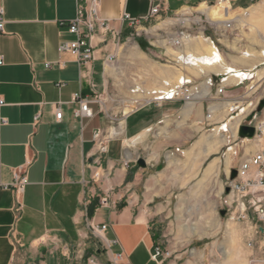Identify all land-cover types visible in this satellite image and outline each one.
Listing matches in <instances>:
<instances>
[{
	"label": "crops",
	"instance_id": "0c3cea01",
	"mask_svg": "<svg viewBox=\"0 0 264 264\" xmlns=\"http://www.w3.org/2000/svg\"><path fill=\"white\" fill-rule=\"evenodd\" d=\"M246 1L250 0H228L227 4L243 5ZM0 4L4 10L0 121L6 120L0 123V264H161L165 256H153L158 244L152 233L154 213L147 204L158 196L171 197L174 189L183 187L186 181L174 176L181 168L176 160L197 162L200 153L193 155L188 150L186 154L183 143L169 149L143 141L147 154L139 157L141 145H137L144 135L140 129L154 120L145 129L148 136L167 134L173 121L181 119L176 126L182 123L183 111L163 109L159 117L156 108L140 109L124 115L121 128L116 130L109 126L116 118L108 115L103 102L107 97L104 71L113 56L112 41L127 24L123 16L143 19L151 0H99L97 12L110 29L95 31L90 41L92 60L85 65L58 49L62 39L73 38L61 22L75 18L76 0H0ZM188 5L184 1L175 9L181 12ZM263 5L264 0H260L251 6ZM230 63L253 65L251 60L233 59ZM241 90L231 88L226 95L237 97ZM79 99L87 101L91 117L75 115ZM219 107L224 105L219 103ZM57 108L62 113L60 119L55 117ZM195 110L200 124L204 108L199 113ZM96 131L100 136L94 135ZM263 144L264 139L253 141L239 155L228 160L218 157L213 165L222 163L226 180L246 154ZM126 151L131 156L124 165ZM29 158L32 163L16 213L9 186L12 171ZM139 158L144 159V167L136 164ZM160 163L159 171L144 175L146 169H157ZM134 166L138 171L126 180ZM104 196L108 202L101 206L99 200ZM140 200H144L142 205ZM101 223L107 227L101 231L106 239L103 244L90 227ZM90 257L95 258L94 263L88 262Z\"/></svg>",
	"mask_w": 264,
	"mask_h": 264
},
{
	"label": "rangeland",
	"instance_id": "374dc122",
	"mask_svg": "<svg viewBox=\"0 0 264 264\" xmlns=\"http://www.w3.org/2000/svg\"><path fill=\"white\" fill-rule=\"evenodd\" d=\"M183 1H188L190 4L196 0H169L170 9L167 11L163 9L157 16L131 25L127 23L124 31L122 30L112 41L113 56L107 61L108 68L106 66L104 71L107 97L103 102L106 104L108 115L116 118L113 123L109 122V126L113 125L116 130H119L124 115L140 109L154 110L156 108L159 110L156 113L159 117H162L163 109H172V112L183 111L184 119L180 123L182 125L176 126L181 119L173 121L169 125L167 134L156 138L148 136L149 133H146L145 129L147 130L155 122L154 120L148 122L144 126L145 129H140L144 135L140 140L141 144L137 145H141L137 155L141 157L147 154L146 148H142L143 141L148 145L161 144L169 149L183 143L186 154L188 150H191L193 155L200 153L196 156L197 160L199 159L197 162L186 159L184 163L183 159L176 160L178 167L181 168L174 176L186 181L182 182L183 187L174 189L171 197L158 196L147 204V208L154 213L152 216L154 240L160 247L162 255L165 256L161 264H255L254 258H259L260 248H264V233L255 235L251 239L252 230L249 231L250 225L247 222L234 221L225 214H220L221 186L225 177L221 172L223 165L221 167L220 164L222 163L213 165V161L219 160L218 157L221 159L225 157V160H228L232 155L229 153L222 155L223 149L220 146L224 142L222 135L211 131L212 126L205 124L204 119L199 124V116L195 109H198L197 113H199L203 107L205 112L208 101L203 100V105L197 103L196 106L180 101L170 106L167 102L155 105L145 102L148 99L147 91L163 83H175L183 75L182 70L195 77H200L202 72H216V70L212 72L211 69L196 65H194L195 69L187 65L183 68L178 62L179 52L184 50L185 54L197 59L203 57L198 50L199 42H209L207 37L215 40L224 57L225 65H230L233 59L251 60L253 65L259 62L262 56L259 51L264 48V17L262 16L264 5L262 8L249 9L252 4L259 3L260 0L246 1L243 5L232 3L229 6L227 4V13L233 18L232 27L226 30L223 27L224 23L216 24L218 27L213 29L207 22L210 12L214 9H217L220 14L223 13L224 9L218 7V1L201 0L197 5H188V9L184 8L178 12L176 7ZM200 3H204L207 10L198 9ZM238 6L243 9L236 8ZM199 17L200 23L194 24ZM199 26L204 28L205 33L202 37ZM178 30L187 34L186 41L184 40L181 47L173 42ZM130 49L136 51L135 57L129 54ZM245 51L251 55L243 56L242 52ZM216 101L222 104L224 100ZM223 114L222 111L218 115ZM130 141L129 143L132 144ZM252 142L248 141L247 144ZM209 145L212 146L210 149ZM127 153L130 154L129 151H126ZM162 166L163 164L160 163L157 169H146L144 175L157 172ZM227 169L226 166V171ZM136 171L138 166L129 169L126 180H131ZM141 190L139 186L138 191ZM143 201L140 200L139 203L142 205ZM186 223L196 224L198 232L184 230L183 226ZM249 240H252L251 248L247 246ZM97 241L101 242L99 238Z\"/></svg>",
	"mask_w": 264,
	"mask_h": 264
},
{
	"label": "built area",
	"instance_id": "2783aa9c",
	"mask_svg": "<svg viewBox=\"0 0 264 264\" xmlns=\"http://www.w3.org/2000/svg\"><path fill=\"white\" fill-rule=\"evenodd\" d=\"M98 5L99 0H76L75 18L61 22V25L67 28L68 33L73 38L62 39L59 42V52L69 53L80 65H85L92 60L94 50L90 41L95 31L99 28H103L105 31L110 29L107 22L105 23L100 18L97 12ZM163 9L166 11L168 9L166 0H151L149 13L143 19H133L127 14H124L123 17L131 25L137 21L157 16ZM3 12V7L0 4V33L3 32ZM200 21L199 17L198 20L194 21V24H198ZM207 22L213 29L218 27L215 23ZM223 23V27L226 30L232 27V19L224 20ZM200 33L202 37L205 33L204 28H200ZM175 35L177 36L173 39V42L181 47L187 34L182 30H178ZM207 40L220 53L215 40L208 37ZM259 52L262 53L261 60L252 66L242 67L230 64L226 65L229 68L216 67L217 71L215 73L201 71L202 75L200 77H195L189 72L182 70L184 71L182 77L176 80L175 83H163L161 86L147 91L148 99L145 103L155 105L170 101H180L184 104H197L203 102V100L208 101L205 105L204 123L212 126L210 128L211 131L219 133L224 137L221 148L223 149L222 155L225 156L229 153L232 156H237L247 146L243 141L252 139L239 137L238 128L241 125L251 126L254 130L253 137L264 139V104L261 109H258L259 104L264 99V48L260 49ZM242 53L243 56L251 55L247 51ZM218 58L217 56H205L203 57V61L207 64H214L215 61L219 60ZM195 60V57L192 55L185 54V50L179 52L178 62L181 67L183 66L184 68L187 65L189 68L195 69ZM2 62L0 57V64ZM208 86H212L210 87L212 90ZM231 88H242L243 91L237 97L231 96V98H228L226 94ZM77 98L78 96L75 95L74 99ZM219 99L224 100L222 103L224 108L222 109L219 107V101H216ZM78 102L79 107L75 111V115L91 117L92 111L87 101L79 99ZM222 111L224 114L218 115ZM61 115V111L57 108L55 111L56 119H60ZM37 118L38 114L35 116V120ZM5 121V118H2L0 123ZM99 133V131H96L94 135L100 136ZM100 150L103 151V147H100ZM176 150L178 151L179 148H176ZM123 159L124 165H126L129 160L126 154ZM31 163L32 158L26 159L19 167L12 171V181L9 186L14 192V210L16 213L21 208L20 196L27 184V172ZM235 168V177L233 179L230 177V171L224 181L220 206L225 210L224 214L229 219L247 222L250 225L249 231L252 230V239L255 235L264 233V144L258 150L245 155ZM107 202L106 196L101 197L99 205L105 206ZM90 227L94 236L97 239L99 238L102 243H106V239L101 233V231L107 228L106 225L101 223L90 225ZM247 246L249 248L253 246L252 240L247 242ZM154 250L153 256L160 255L161 249L159 246H156ZM260 252V257L253 260L255 264H264V248H260ZM118 256L116 255V257ZM88 262L94 263L95 258L90 257Z\"/></svg>",
	"mask_w": 264,
	"mask_h": 264
},
{
	"label": "bare ground",
	"instance_id": "6f19581e",
	"mask_svg": "<svg viewBox=\"0 0 264 264\" xmlns=\"http://www.w3.org/2000/svg\"><path fill=\"white\" fill-rule=\"evenodd\" d=\"M227 2H228V0H226V1H220V0H218V3H219V5H218V7H220V8H222V9H224V11H223V13L222 14H220L219 12H218V10L217 9H214L213 11H211L210 13V15H209V18H208V20H209V22L210 23H215V24H223V21L224 20H229V19H232L233 17H231L230 15H229V13H227V9H228V5H227ZM204 3H200V6L198 7V9H200V10H202V11H205V10H207L206 9V7L203 5ZM254 5V4H253ZM254 8H256V7H253V6H251L249 9H254ZM203 41H204V39H203ZM264 42V41H263ZM199 48H198V50L201 52V55H203V57H205V56H208V57H212V56H217V57H219L218 59L219 60H217V61H215V63L214 64H212V63H210V64H207L206 62H204L203 61V57H200L199 59H197V58H195L196 60L194 61V63H195V65L196 66H200L201 68L202 67H204V68H207V69H211V71L213 72V71H215L216 69H215V67L217 66H220V67H225V68H229V66H226L225 65V61H224V58L222 57V54H220L217 50H216V48L215 47H213V45L210 43V42H199ZM128 51V50H127ZM261 53V52H260ZM129 54L130 55H133L134 57H135V55H137V53H136V51L135 50H133V49H130L129 50ZM261 55V54H260ZM107 68H108V66H107ZM198 69H200V68H198ZM217 71V70H216ZM181 77H182V75H181ZM209 87V89H211L210 87H212V86H208ZM188 104H190V103H188ZM239 131V130H238ZM254 136V135H253ZM217 140V139H216ZM259 140H261V139H259V138H252V139H246V140H244L243 142L245 143V144H247V142L248 141H256V142H258ZM212 144V143H211ZM217 144V143H216ZM212 146L211 145H209V149L211 148ZM247 147V146H246ZM215 151V150H214ZM249 153H251V152H249ZM246 155H248V154H246ZM126 156H127V159L130 157V154L129 153H127L126 154ZM210 165H212V164H210ZM211 167V166H210ZM210 169V168H209ZM236 169V168H235ZM183 228H184V230H188V231H190L191 232V230H192V232L193 233H197L198 231V227L196 226V224H194V223H186V225L185 226H183Z\"/></svg>",
	"mask_w": 264,
	"mask_h": 264
},
{
	"label": "water",
	"instance_id": "95a60500",
	"mask_svg": "<svg viewBox=\"0 0 264 264\" xmlns=\"http://www.w3.org/2000/svg\"><path fill=\"white\" fill-rule=\"evenodd\" d=\"M264 104V99H262V101H261V103L259 104V106H258V109H261L262 108V105ZM238 135H239V137H241V138H252L253 137V135H254V130H253V128L251 127V126H249V125H241L239 128H238ZM136 164L138 165V166H145L146 164H145V161H144V159L143 158H139V159H137L136 160ZM235 174H236V169L234 168V169H232L231 170V172H230V177L233 179L234 177H235ZM226 190H227V188H226ZM224 213H225V210L224 209H221L220 210V214L221 215H224Z\"/></svg>",
	"mask_w": 264,
	"mask_h": 264
},
{
	"label": "trees",
	"instance_id": "16d2710c",
	"mask_svg": "<svg viewBox=\"0 0 264 264\" xmlns=\"http://www.w3.org/2000/svg\"><path fill=\"white\" fill-rule=\"evenodd\" d=\"M199 1H201V0H196L194 3H190V4L188 3V4H189V5H192V6H195V5H197V3H198ZM183 2H184V1H183ZM183 2H182V3H183ZM182 3H180L179 6H180ZM168 7H169V5H168ZM176 8H177V7H176ZM169 9H170V8H169ZM174 9H175V8H174Z\"/></svg>",
	"mask_w": 264,
	"mask_h": 264
}]
</instances>
